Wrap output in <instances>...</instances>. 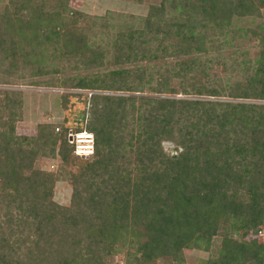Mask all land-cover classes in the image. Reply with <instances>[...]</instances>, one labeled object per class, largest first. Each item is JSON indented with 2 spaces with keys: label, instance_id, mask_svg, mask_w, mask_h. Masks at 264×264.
Listing matches in <instances>:
<instances>
[{
  "label": "trees",
  "instance_id": "16d2710c",
  "mask_svg": "<svg viewBox=\"0 0 264 264\" xmlns=\"http://www.w3.org/2000/svg\"><path fill=\"white\" fill-rule=\"evenodd\" d=\"M68 2L0 10V85L107 93L78 95L95 140L80 159L67 118L17 134L24 92L0 89V264H185L187 249L264 264V241L246 238L264 230V0H159L117 22Z\"/></svg>",
  "mask_w": 264,
  "mask_h": 264
},
{
  "label": "rangeland",
  "instance_id": "374dc122",
  "mask_svg": "<svg viewBox=\"0 0 264 264\" xmlns=\"http://www.w3.org/2000/svg\"><path fill=\"white\" fill-rule=\"evenodd\" d=\"M159 0H142L141 2L131 0H69L68 5L73 10H78L91 16H103L107 12H112L116 16V22L121 19L119 14L125 15L127 20L129 16H145L148 12L149 5L157 3ZM5 0H0V10L4 7ZM240 23V21H239ZM244 23V22H243ZM242 24V23H241ZM254 50V49H252ZM54 66L72 67L74 63H70L61 59L54 61ZM213 74H220V65H212ZM60 77L62 76L59 75ZM50 77V76H49ZM53 77V75L51 76ZM16 89L24 92V111L23 117L16 123V133L20 135L34 136L37 133L38 124L41 123H59L64 118H71L83 111L84 101L74 96L69 98L65 106H62V101L59 94L68 93L62 87L49 86H33L27 84L0 85V89ZM66 90V91H63ZM61 103V107H60ZM88 106V104H86ZM162 147L167 154H176L178 151L176 145L170 141H162ZM81 161V160H80ZM60 158L55 159L40 158L38 166L42 169L56 170L59 166ZM71 195V185L67 180H59L55 182L53 189V199L62 205H68ZM257 237L260 241H264V230H261L256 235H249L246 238ZM185 264H198L202 259L208 257L207 252L198 249L185 250ZM124 255L118 254L115 257L116 262H123ZM154 264H167L164 261H156Z\"/></svg>",
  "mask_w": 264,
  "mask_h": 264
},
{
  "label": "built area",
  "instance_id": "2783aa9c",
  "mask_svg": "<svg viewBox=\"0 0 264 264\" xmlns=\"http://www.w3.org/2000/svg\"><path fill=\"white\" fill-rule=\"evenodd\" d=\"M66 91V90H63ZM66 92L73 94L74 96L81 95L82 98L90 97L95 93H105L92 90H67ZM79 97V96H78ZM86 104L89 105L87 101ZM87 107V106H86ZM88 118V113L80 111L78 115H74L71 118H68L66 121V136L68 142L73 147V153L80 159H86L93 155L94 153V135L92 132L88 131L86 128V122ZM56 132L60 131V127L55 128Z\"/></svg>",
  "mask_w": 264,
  "mask_h": 264
}]
</instances>
